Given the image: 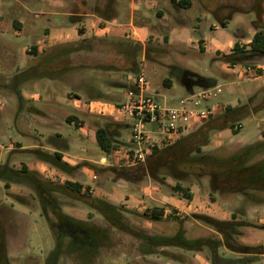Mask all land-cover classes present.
<instances>
[{
	"label": "rangeland",
	"instance_id": "rangeland-1",
	"mask_svg": "<svg viewBox=\"0 0 264 264\" xmlns=\"http://www.w3.org/2000/svg\"><path fill=\"white\" fill-rule=\"evenodd\" d=\"M17 1L0 0V164L7 163L18 168L21 163H27L55 183L70 177L87 186L88 195L104 199L117 191L119 197L110 200L117 205L128 194L144 199L141 188L150 191L151 194L146 192L147 196L154 197L156 190L162 199L170 196L171 191L167 186L152 181L145 174V161L134 166L124 165V154L131 144L129 128H124L119 137L126 145L118 147L104 162L100 161L104 155L96 145L95 128L108 121H116L117 114L125 124H130L131 120L117 111L113 116L89 112L83 105L89 92L82 87L87 83L95 91H109L119 95L122 101H127L126 93L130 87H135L137 77V73L127 71L134 58L136 63L142 62L140 70L145 79L144 91L166 101L168 105L178 106L180 100L184 99L187 109H209L218 119L222 118L227 105L240 107L239 111L230 115L240 117L235 122H240L241 128L237 132L225 128L213 133L204 151L264 139V72H246L244 69L247 66L230 65L221 58L242 32H245L242 41L251 38L256 25L253 21L260 11L253 8L258 0H192V6L186 10L175 8L170 0H142L139 17L134 13L132 18L128 15L130 0H123L124 5L120 10L124 28L121 34L114 37L87 35L86 38H78L80 32L77 28L86 33L83 24L61 25L64 15L60 12L66 11L71 0H61V6L57 8L47 6L43 0H28L26 4L23 3L24 9L19 4L21 0ZM259 3L264 11V0ZM221 5L240 7L242 11L231 13V18L220 25L216 16L222 12ZM159 10L162 11L161 16L158 15ZM228 12V7L227 11L223 10V13ZM51 20L56 25H50ZM15 21L20 23L19 26ZM129 22L137 35L132 34ZM136 23L144 26V34L137 29ZM50 30L56 36H50ZM80 41H84L89 49L73 50ZM139 43L140 48L135 49ZM32 46H35V53L29 50ZM40 63V67L34 70L58 73L60 68H65L59 78L18 80V73ZM179 69L211 78L213 85L207 89L193 86L189 92L177 72ZM216 88L220 92H216ZM204 90L206 97L202 98ZM76 99L78 101L74 104ZM42 112L50 115L52 123L48 119L45 122L40 114ZM67 115L76 117L74 123L66 121ZM202 123L204 120L193 122L186 133ZM78 127L82 128L83 133ZM55 134L67 140L64 159L70 165H77L71 175L55 167L52 170L50 164L41 161L36 153L29 150L38 147L43 151H52L47 140ZM9 145L12 149L19 145L27 148L15 149L10 154ZM42 166L44 169L39 170ZM166 183L172 185L174 181L167 178ZM207 188V185L202 187L195 207L181 210L177 218L148 221L138 214L124 212V222L153 236H171L182 227L188 239L219 237L213 229L190 217L192 213L223 215L230 210L228 202L222 203L217 194L214 202L208 198ZM14 194L21 195L26 202L13 198ZM56 196L62 213L107 227L104 244L83 257L80 253L82 242H72L69 234H64L57 225L48 223L32 187L24 183H11L5 188L0 180V264H166L169 258L158 252L161 249L187 252L194 257V252L176 247H158L154 248L155 253L144 254L142 249L147 245L144 241L112 227L96 209L61 194ZM154 205L166 204L146 197L144 202L129 209L140 213ZM195 208L197 212H192ZM250 209L240 218L250 224L240 228L237 240L246 244L264 242V205L257 206L251 212ZM46 212L52 220L56 219L49 208ZM69 244L79 247L75 250ZM217 252L222 257H233L230 251L221 246ZM198 255L209 257V251L205 248ZM170 264L185 263L173 261ZM255 264H264V259L257 260Z\"/></svg>",
	"mask_w": 264,
	"mask_h": 264
},
{
	"label": "trees",
	"instance_id": "trees-1",
	"mask_svg": "<svg viewBox=\"0 0 264 264\" xmlns=\"http://www.w3.org/2000/svg\"><path fill=\"white\" fill-rule=\"evenodd\" d=\"M258 1L261 2L262 0ZM170 2L172 6L182 10L189 9L192 6V0H170ZM259 2H256L255 7H253L256 10L259 8L260 11L257 13V19L253 21L256 22V25L250 41L243 45L235 42L229 52L221 55L223 62L230 65H247L261 62L264 58V22L262 21L264 11H262ZM220 7L222 12L216 16L220 25H224L226 20L231 18V13L242 11L240 7L235 6L221 5ZM227 7L230 12L223 13V10L227 11ZM90 11L102 20H110L115 15L113 0H106L102 6L94 5ZM73 20L77 21L76 19ZM78 31L82 32V29H78ZM136 48H140V43L135 45ZM88 49L89 46L84 41H80L78 47L73 48V50ZM29 50H33L32 52L35 53V46H32V49ZM129 54L131 55V53ZM130 63L131 65L127 71L137 73L138 63H136L135 58ZM40 65L41 63L22 71L16 77L20 82L35 77L59 78L65 68H60L58 73L34 70L35 67L39 68ZM177 72L189 92L193 86L208 88L213 85L211 78L187 70L179 69ZM122 86L127 88L124 84ZM82 89L89 92L87 102L102 100L117 104L121 103L119 95L100 93L95 91L88 83L84 84ZM239 108L227 105L221 119L213 116L203 119L204 123L202 125L193 131L179 135L173 142L163 145L154 144L145 156V174L152 181L167 186L172 194L191 200L192 194L189 185L192 183L203 185L205 182L208 186L209 198L212 201L214 200L213 195L217 194L222 200L228 202V207L231 210L230 219H218L207 214L191 215L197 221L217 232L219 237L188 239L185 237V230L182 227L171 236H153L140 232L124 222V212L138 214L148 221H156L163 218L164 207L154 205L144 208L139 213L122 204L117 205L107 199L88 195L86 193L88 187L70 177L63 182L55 183L43 177L37 170L30 169L25 163H21L18 168L7 163L0 164V180L4 182L5 188H8L11 183H24L32 187L48 223L51 226L57 225L60 231L69 234L68 236L71 237L72 242H82L83 247H80L82 250L80 253L83 257L93 253L99 246L104 244L103 239L107 237V227L62 213L57 194L87 204L96 209L112 227L144 241L147 244L146 246L142 245L144 246L142 249L144 254H153L155 253L154 248L158 247H176L187 251H202L207 248L210 264H251L257 255L264 254V242L257 245H247L239 242L237 237L240 234V228L250 224L248 221L240 219L246 215L247 209L252 206L264 205V139L235 147L222 146L214 151L203 150L204 146L209 143L213 133L225 128H230L232 132H237L240 129L234 128L236 119L240 117L230 115L239 111ZM72 118L71 116L67 117L66 121L70 122ZM124 128H130V124L108 121L95 128V142L104 156L108 157L118 147L126 145L123 140L119 139ZM47 143L53 148L52 152L43 151L40 148L29 150L36 153L41 161L71 175L77 165H70L63 160V152L68 148L67 140L59 134H55L48 137ZM130 145H128V152H130ZM167 178L173 180L174 183L172 185L166 183ZM13 198L20 202H26L21 195L14 194ZM47 208L51 210L56 221L48 216ZM168 217L177 218L174 215ZM69 246L75 250L79 247H74L73 244H69ZM220 246L228 251L240 254V256L235 258L222 257L217 252ZM158 252L172 260L183 262L186 259L184 255L169 249H161Z\"/></svg>",
	"mask_w": 264,
	"mask_h": 264
},
{
	"label": "crops",
	"instance_id": "crops-1",
	"mask_svg": "<svg viewBox=\"0 0 264 264\" xmlns=\"http://www.w3.org/2000/svg\"><path fill=\"white\" fill-rule=\"evenodd\" d=\"M14 1H17V0H13V2ZM43 1L46 2L47 6H52L54 8H57V7L61 6V5H59L61 3V0H43ZM122 1L123 0H113V8H114V11H115V15L110 20H102L97 15L92 13L90 11V9L94 5L102 6L106 2V0H71L69 7L67 9H65L66 11L60 12L61 14L64 15V18L62 19L63 21H62L61 25H65L67 23H73L74 25L79 24V23L83 24L85 29H86V33H84V31L82 29V32H80L78 34V36H79L78 38H80V37L84 38L87 35L88 36L92 35V36H97V37H101V36H107V37L113 36L114 37L116 35L121 34V32L123 31V28H124V24H122V18H123L122 16H123V14H121V10H120L121 6L124 5V3ZM26 2H28V0L19 1V4L22 5L21 6L22 9H24V5L26 4ZM23 3H25V4H23ZM11 4H12V6H14L13 3H11ZM141 4H142V0H136V2L130 0V6L128 8V15H130L131 18L133 17L134 13H135V15H137V17H139V15H140V5ZM158 15L161 16L162 15V11L159 10L158 11ZM131 18H130V20H131ZM73 19H76L77 21L75 22ZM140 19H142V18H140ZM160 20H161V18H160ZM18 21H16V22H17V24L19 26L20 23H18ZM16 22H15V24H16ZM19 22H22V20H20ZM128 24L129 25L131 24V26H132V34L133 35L134 34L137 35V32H136L135 28L133 27L132 23L129 22ZM136 24H137L136 25L137 29L140 30V32H142L144 34L145 33L144 26H141L139 23H136ZM50 25L54 26L56 24L52 23V20H51L50 21ZM97 26H98V28H97ZM77 29H79V28H77ZM46 33H48V32L46 31ZM49 35L53 36V37L56 36L54 34L53 30H50ZM126 37H128V35H126ZM244 37H245V32H242L238 37H236L237 38L236 42H238L239 44H242V42L247 44L250 41V38L242 41ZM262 63H264V58L262 59L261 62L253 63V66L256 65V64H262ZM240 65H244V64H240ZM109 66L110 65H108V67H107L108 69H110ZM245 66H248V65L245 64ZM116 85H118V84H116ZM106 93H109V91H107ZM77 101H78L77 99L74 100V104H76ZM93 101H101V102H103V103H105V104H107L109 106V107H104V110H105V112H107L109 109L111 111L109 110L108 113H100V114L109 115V116H113L114 115V112L116 111L115 107H116L117 103H115V102H107V101H102V100H90L89 102H85L83 104V105H86V109L88 111H89L88 105H89V103H91ZM121 102H122V100H121ZM75 106H77V105H75ZM101 108H102V106L99 103H97V102L91 103V110L94 113L100 112ZM40 114H42L43 119L45 120V122H48L47 121V119H48L52 123L50 115L45 114L43 112L40 113ZM70 116L73 117V115H67L65 118L70 117ZM117 116H118V114H117ZM117 116L115 117V118H117L116 119L117 122H124L123 119H119ZM74 119H76V117L75 118L73 117L72 120L70 121V123H74ZM78 128L82 131L81 127H78ZM82 133H83V131H82ZM10 146L11 145L8 146L10 154L15 149L16 150L17 149L23 150V149L27 148L25 146H20L19 145L18 147H15V148L12 149V147H10ZM42 147L44 148V146H41V148ZM0 148H2V147H0ZM51 150L53 151V148ZM52 151H50V152H52ZM64 155H65V151L63 152V160H65L64 159ZM107 158H108L107 156L100 157V161L104 162ZM41 163L43 164V162H41ZM25 164H27V163H25ZM28 167L30 169H33L30 166H28ZM42 169H44V166H42V168H40L39 170H42ZM51 169L53 170L54 167L52 166ZM133 184H139V183L133 182ZM204 185H206L205 182H204L203 185H200V184H197V183H193V184L189 185V190H190V193L192 194L191 200H187L185 198H181V197H179V196H177L175 194H172L171 192H170V196H168V197L165 196V199H162V195L157 190L153 192L154 197H152V195L147 196L146 192L151 194L150 191H148L147 188H141L140 191L144 192L143 193L144 199L139 197V196L132 195V194H128V195L124 194V195H127V198L125 200H123L120 204L124 205L127 208H129V207L132 208V207H135L138 203L141 204L142 202H144L146 197H148V198L155 199V200H158V201L166 204V205L162 206V207H164L163 218L168 217L169 215L177 216L181 210H191L192 207H195V204L198 203V199H200V192H201L202 187H204ZM207 190H208V188H207ZM206 194H207V196L209 198V193L206 192ZM119 195H120V193H117V191H115L113 194L106 195L105 199L110 201V200H113L112 198H114V197H119ZM214 196L215 195H213V197ZM122 197H123V195H122ZM214 201H216V199H214L213 202ZM221 201H222V203H226L227 204V201L222 200V199H221ZM157 206H159V205H157ZM256 207L257 206L250 207L251 209L249 211L251 212L252 210H256L255 209ZM137 209H139V208H136V210ZM192 212H197V208L192 210ZM192 214H207V215H210L208 213H192ZM191 215H190V217H192ZM230 215H231V210H228L223 215H217V216L216 215H210V216L215 217V218L218 217V219L227 220V219H230ZM194 220H196V219H194ZM185 233H186V231H185ZM241 243L246 244V243H244L242 241H241ZM262 243L263 242L257 243V244H262ZM257 244H247V245H257ZM221 247H223V246H221ZM192 252L195 253L194 257L191 256L192 254L190 255L187 252L184 253V252L180 251L179 253L181 255H184V257L186 258L183 262L181 261V263H185V264H210V260H209V258L207 256L205 257V256L198 255V252H200V251H192ZM231 253L233 254V257H229V258H235V257L240 256V254L233 253V252H231ZM259 259H264V254L257 255V257L254 259V261L251 262V264H255V262L257 260H259ZM168 260L169 261L166 262V264L167 263L170 264V262L173 263V261H176V260H172V259H168ZM177 262H180V261H177ZM158 264H160V263H158Z\"/></svg>",
	"mask_w": 264,
	"mask_h": 264
},
{
	"label": "built area",
	"instance_id": "built-area-1",
	"mask_svg": "<svg viewBox=\"0 0 264 264\" xmlns=\"http://www.w3.org/2000/svg\"><path fill=\"white\" fill-rule=\"evenodd\" d=\"M140 67H142V62H138L135 87H131L126 93L127 101H122L115 107L118 113L128 116L131 120L129 128L131 145L130 152L124 154L125 166L143 163L146 152L150 150L151 146L154 144H169L179 135L186 133L193 122H199L213 116V111L209 109H187L184 106V99L180 100L178 106L174 107L168 105L166 101L156 99L151 94L145 92V79ZM244 71H254V73H258V71L264 72V63L256 64L254 67L248 65ZM205 92L206 90L201 93L202 98L206 97ZM216 92H220V89L216 88ZM93 102H97L101 106L103 105L101 111L98 113H108L104 110V107H109L107 104L100 101ZM91 103H89L88 109L90 112H93L91 110ZM234 128H241V123H236Z\"/></svg>",
	"mask_w": 264,
	"mask_h": 264
}]
</instances>
